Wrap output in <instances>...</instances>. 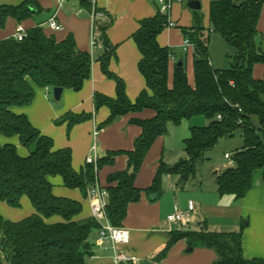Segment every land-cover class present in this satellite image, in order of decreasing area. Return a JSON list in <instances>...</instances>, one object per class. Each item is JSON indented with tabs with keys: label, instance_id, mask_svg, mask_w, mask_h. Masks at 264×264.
Returning a JSON list of instances; mask_svg holds the SVG:
<instances>
[{
	"label": "trees",
	"instance_id": "16d2710c",
	"mask_svg": "<svg viewBox=\"0 0 264 264\" xmlns=\"http://www.w3.org/2000/svg\"><path fill=\"white\" fill-rule=\"evenodd\" d=\"M91 13H100L89 0H80ZM264 0H217L209 5L208 30L194 13L193 26L181 28L184 39L192 44L193 86L187 79L185 62L173 66L169 85L170 48L161 47L157 38L165 29L167 18L160 13L142 20L131 36L140 55L138 71L145 82L143 90L131 103L126 96L124 81L109 71L115 47L107 33L112 20L95 22L102 49L97 58L102 74L115 84V98L95 94V110L106 107L108 118L100 125L105 128L117 118L149 110L150 119H133L141 129L129 152H109L93 165L76 172L72 167L71 150H55L53 140L34 128L25 115L11 109L29 106L34 89L61 88L79 92L91 78L93 56L79 51L72 35L63 41L47 36L40 26L26 30L21 41L8 38L0 41V137L17 138L21 147L33 150L19 156L13 144L0 145V203L13 209L21 207L27 198L34 214L19 222L0 216V264H86L91 252L84 251L98 224L93 218L78 220L81 203L53 194L50 179L60 178L64 188L79 190L83 197L97 182L102 167L112 165L117 156H124L126 166L121 172L107 177L106 214L111 225L121 227L130 204L139 202L144 193L159 198L163 193V177H176V188L196 179L197 167L208 160V154L222 140H231L239 132L242 146L231 154L234 165L224 169L216 178L217 194L240 201L254 185V175L261 173L264 184V75L253 77L256 65H264V48L257 44V23ZM41 13L36 0H24L16 6H0V30L9 19L21 24ZM217 34L234 54L228 57L229 67L215 69L209 60V36ZM90 114L68 113L56 125H74L91 119ZM203 118L207 124L191 127L183 141L186 158L169 166L159 162L151 185L144 189L134 186L136 176L155 140L167 133L169 125ZM258 120L254 128L251 118ZM185 240L190 248L213 250L217 258L212 264H264L260 258L245 259L242 255V228L238 232L178 231L153 262L160 263L178 241ZM91 247V244H90Z\"/></svg>",
	"mask_w": 264,
	"mask_h": 264
},
{
	"label": "crops",
	"instance_id": "0c3cea01",
	"mask_svg": "<svg viewBox=\"0 0 264 264\" xmlns=\"http://www.w3.org/2000/svg\"><path fill=\"white\" fill-rule=\"evenodd\" d=\"M21 0H0V6H16ZM41 7V14L36 15L33 19L27 20L21 24L9 19L5 28L0 30V41L13 38L17 26H21L25 31L28 27L34 28L40 26L47 36H53L56 41H63L67 36L72 35L77 49L79 51L90 53V35H91V20L88 13L82 6L80 0H75L66 3L61 9L57 10L54 7L53 0H36ZM92 5L104 11L112 20V25L108 30L107 37L109 43L115 47V53L109 63V71L121 78L125 83L126 96L133 103L138 95L145 90V82L138 71V62L140 59L139 52L131 36L139 28V23L142 20L153 17L158 12L157 0H89ZM181 2H174L172 5L171 19H180L184 21L182 28H190L193 26L194 13L202 9H206L205 16L201 19V25L205 30L210 28L208 11L209 5L217 0H198L200 3L199 11H192L185 6L191 14L181 12ZM187 1V0H186ZM23 2V1H22ZM186 3V2H185ZM179 13V14H178ZM55 16L58 23L62 26V31L52 32L47 27L48 20ZM107 17H100L98 22H105ZM28 21L32 22L27 24ZM36 22V24H34ZM26 25V26H24ZM176 25V24H175ZM29 28V29H30ZM257 44L264 48V7L261 10L260 17L257 23ZM97 35L99 33L97 31ZM184 38L181 28H165L158 36L157 41L161 47L170 48L173 54V60L169 64V85H171L173 66L178 62H185L187 79L190 86H193L192 72V48H189L190 53H185V59L190 55V63L188 60H183L180 57L175 58L173 49L180 48ZM101 51H97L93 55V63L91 67V78L87 80L79 92L72 90H63L61 98L58 102L53 100L52 89L37 88L31 84L34 89V98L32 103L26 107L12 108L11 111L16 115H25L30 124L40 131L42 135L48 136L53 140L55 150L70 149L72 156V167L76 172H79L85 167V160L91 157L95 151L97 159L103 158L109 152H129L133 150L135 140L141 133V129L134 125L133 119L146 120L154 116V113L149 110H144L140 113L128 114L117 118L111 125L100 128V125L108 118L109 110L102 107L95 110L93 97L95 94L105 96L110 99L115 98V84L112 80L107 79L101 72L97 58ZM188 69L190 75L188 77ZM264 75V65H256L253 69V77L261 79ZM68 113L73 114H90V120L81 124L74 125L67 131V124L56 125L55 122L60 120ZM174 126V127H179ZM188 128V135L189 136ZM96 133V135H94ZM168 132L155 140L150 148L141 169L139 170L134 186L137 189L144 190L148 188L156 173L159 162L162 161L166 165L172 166L173 159L165 158L167 148ZM173 141H182L179 152L183 151V141L186 139L182 134L173 135ZM183 139V140H182ZM13 144L17 148V153L21 157L27 156L33 148L27 150L21 147L17 138L6 139L0 137V145ZM174 147V144H173ZM241 148V147H240ZM239 148V149H240ZM174 150V149H173ZM228 154V153H225ZM224 154V156H225ZM231 155V154H229ZM186 156V155H185ZM183 160V159H180ZM179 160V161H180ZM209 160V157H208ZM178 161V162H179ZM207 161V160H206ZM205 161V162H206ZM174 163V164H173ZM126 162L124 156H117L112 165H106L101 168L97 174V184L101 188L107 186L106 180L110 174L121 172L125 169ZM198 170V168H197ZM221 172L215 170L214 175V196L210 200H204L201 195L182 196L181 192H185L188 188V193L199 191L202 188V178L197 171V177L194 181L189 182L183 190H178L175 186L176 177L165 176L163 181V193L174 192L177 197L170 201L167 196L158 202L155 196L142 194L139 202L130 204L127 208V215L122 223L123 228L130 233V242L127 250L136 256L141 262H153L152 256L158 254L169 240V235L178 231H199L205 229L208 232L207 218L208 212L212 209L216 210V214L229 220L233 230L224 233L237 232V229L242 228V255L245 259L260 258L264 260V184L261 182V173L254 175V185L249 193L240 201H236L231 196L220 197L217 194L215 178ZM53 187V194L57 197L67 198L81 203L82 212L77 218L84 220L91 217L90 205L86 197H83L79 190H69L63 187L60 178L50 179ZM57 187L58 191H54ZM258 187L260 189H258ZM162 193V194H163ZM170 194V193H169ZM180 194V195H179ZM226 203H222V200ZM191 200L195 203L190 202ZM29 200L22 198L21 203L29 206ZM194 206L193 223L190 221L186 225H176L167 223V216L174 212L175 208L188 209V204ZM31 205V204H30ZM31 213L23 216L14 213L15 209L8 207L4 203H0V216L11 222H19L34 214L32 206ZM11 210V211H10ZM14 214V215H13ZM167 215V216H165ZM191 223V224H190ZM218 232V231H217ZM97 231H93L89 238L95 239ZM185 240L178 241L169 250L167 256L158 264H212L217 255L213 250L201 247L191 248L189 250ZM104 254V253H103ZM101 260L95 261L94 264H111L110 252L107 251ZM0 258L2 254L0 252Z\"/></svg>",
	"mask_w": 264,
	"mask_h": 264
},
{
	"label": "rangeland",
	"instance_id": "374dc122",
	"mask_svg": "<svg viewBox=\"0 0 264 264\" xmlns=\"http://www.w3.org/2000/svg\"><path fill=\"white\" fill-rule=\"evenodd\" d=\"M22 1H24V0H21L18 4H20ZM185 2H186V0H184L182 2L181 8H180L181 12H182V16H183V13L191 14V11H189L184 6ZM53 3H54V7L56 8V6H57L56 0H53ZM171 9L173 10V8H171ZM205 10L206 9H202L201 11L198 12V15L200 16L201 19L203 16L206 15ZM171 11H170V14H171ZM177 16L178 17L176 18V20L173 21L171 19V15H169V20L174 22L176 24L177 28H182L184 21L180 19L179 15H177ZM31 23L32 22L28 21V23H26V25L31 24ZM34 24H36V22ZM26 25H24V26H26ZM29 28L30 27H28V29ZM90 43H91V40L89 41V44ZM90 49H91V46H90ZM189 50L190 49H188L187 53H190ZM173 52L175 54V58L180 57L183 60H188L187 66H189L191 58L189 55V57L185 59V53L186 52L183 51L182 44H181L180 48L173 49ZM208 52H209L210 64L215 69H226V68H228L229 67L228 57L232 56L234 54V50L231 47H229L217 34H210ZM189 75H190V71L188 69V77H189ZM51 95H52V93H51ZM88 120H90V119H88ZM88 120H86V121H88ZM251 123H252L254 128H257V129L259 128V123H258L257 118L252 117ZM206 124H207L206 120H204L203 118L197 117V118H194L190 121H183L179 127H174L172 125H169L167 128V132H168L169 137L166 140L167 148H166L165 158L167 160L173 159L174 163L178 162L180 159H185L186 156L182 152H179V148L181 147L182 141L179 140V141L174 142L173 141L174 139L172 136L176 135V137H177V136L182 134L186 138V136L188 135V128L202 127V126H205ZM173 144H174V147H173ZM241 146H242V138L240 137L239 132L236 133L234 138L231 140L220 141L219 144L215 147V149L208 154L209 160L199 164L197 167L198 168L197 171H198V173H200L201 178H202L201 190L188 193L187 192L188 188H186V189H184V190H186L185 192H183V193L181 192L182 196L187 197L190 195H201V197H203L204 200H207V201L210 200L211 198H213V196H214V192H213L214 175H213V172L215 170L222 172L224 169H226L228 166H227V160L224 158V154L225 153L232 154V152L239 149ZM258 189H260V188L258 187ZM54 191L55 192L58 191V188L55 187ZM177 195L178 194L174 193V192H164L160 196V198L158 199V202L161 200H164L163 198L165 196H167L168 199H170V201H173L175 199V197H177ZM217 199L222 200V198H219L218 196H217ZM224 201H227V200H222L221 202L223 203ZM190 202L195 203V201H193V200H191ZM224 203H226V202H224ZM28 205L29 206L26 207L25 204L21 203V207L19 209H15L14 211H16V212H14V213H17L18 216L22 215L21 218L23 216L30 214L32 209H30V207H31L30 203ZM179 211L185 212L186 209H180ZM214 212H216V210H214V209H212V212H208L207 226H208L209 230H211L212 232L218 231V233L219 232H227L230 230L232 231L234 227H231V225L229 224V220H227V218H223L221 215H218ZM165 216H167V215H165ZM193 216H194V213H192L190 215L189 221L191 223H193V219H192ZM236 231L238 232L239 229H237ZM95 243H96V238L95 239L91 238V240H90V244H91L90 252L92 254H99V255H101V257H107L106 255L104 256V254H106V252L98 249L95 246ZM85 263L86 264H94L95 261L94 260L91 261L90 258L87 257L85 259Z\"/></svg>",
	"mask_w": 264,
	"mask_h": 264
},
{
	"label": "built area",
	"instance_id": "2783aa9c",
	"mask_svg": "<svg viewBox=\"0 0 264 264\" xmlns=\"http://www.w3.org/2000/svg\"><path fill=\"white\" fill-rule=\"evenodd\" d=\"M75 0H56L57 10L61 9L66 3ZM182 0H157L158 13L166 16L167 23L165 28H174L176 25L174 22L169 20L170 11L174 2H181ZM102 17V14L95 13L93 10L90 13L91 20V56L95 52L102 49L101 42L98 39L97 29L95 22ZM47 27L52 32L62 31V26L58 23L55 16L51 17L47 22ZM26 35V31L21 27L17 26L13 38L17 41H21ZM182 48L184 52H187L189 48H192V44L189 40L184 39L182 42ZM173 60V56H171ZM96 135V133H94ZM94 154L91 157L86 158V165H93L96 171L97 157ZM224 158L227 160V166L231 167L234 162L231 155L225 154ZM107 192L103 190L97 182L87 189V199L90 205L91 217L97 222L98 230L96 236L95 246L102 251L110 252L111 264H140L141 261L127 250V246L130 242V233L123 227H115L110 224L106 214V203H107ZM195 209L192 203L188 204V209L185 212L179 211L175 208L174 212L167 216L166 220L169 224L186 225L190 220V215L194 213ZM90 260L99 261L102 259L99 254H91ZM154 259V256H152Z\"/></svg>",
	"mask_w": 264,
	"mask_h": 264
},
{
	"label": "water",
	"instance_id": "95a60500",
	"mask_svg": "<svg viewBox=\"0 0 264 264\" xmlns=\"http://www.w3.org/2000/svg\"><path fill=\"white\" fill-rule=\"evenodd\" d=\"M185 6L187 8H189L190 10L192 11H199L200 10V3L198 0H187L186 3H185ZM182 65V62H178L177 63V66H181ZM62 91L63 89L61 88H53L52 89V95H53V100L58 102L61 98V94H62ZM166 180V177H163V181ZM91 249L90 247V244L89 243H86L84 246H83V250L84 251H89ZM189 250H191V248H189ZM140 264H152L150 262H141Z\"/></svg>",
	"mask_w": 264,
	"mask_h": 264
}]
</instances>
